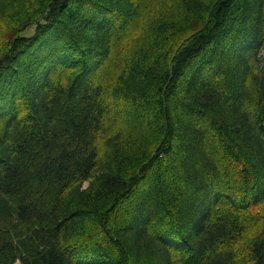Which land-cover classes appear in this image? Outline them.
Listing matches in <instances>:
<instances>
[{"label":"trees","instance_id":"trees-1","mask_svg":"<svg viewBox=\"0 0 264 264\" xmlns=\"http://www.w3.org/2000/svg\"><path fill=\"white\" fill-rule=\"evenodd\" d=\"M216 259L264 264V0H0V264Z\"/></svg>","mask_w":264,"mask_h":264},{"label":"water","instance_id":"water-1","mask_svg":"<svg viewBox=\"0 0 264 264\" xmlns=\"http://www.w3.org/2000/svg\"><path fill=\"white\" fill-rule=\"evenodd\" d=\"M210 264H225V263L220 259H216V260H213Z\"/></svg>","mask_w":264,"mask_h":264},{"label":"rangeland","instance_id":"rangeland-1","mask_svg":"<svg viewBox=\"0 0 264 264\" xmlns=\"http://www.w3.org/2000/svg\"><path fill=\"white\" fill-rule=\"evenodd\" d=\"M87 184L85 183V185L84 186H86Z\"/></svg>","mask_w":264,"mask_h":264}]
</instances>
